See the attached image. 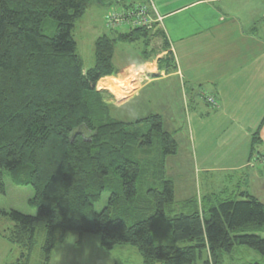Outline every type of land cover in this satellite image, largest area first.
Returning <instances> with one entry per match:
<instances>
[{
    "label": "trees",
    "instance_id": "16d2710c",
    "mask_svg": "<svg viewBox=\"0 0 264 264\" xmlns=\"http://www.w3.org/2000/svg\"><path fill=\"white\" fill-rule=\"evenodd\" d=\"M90 5L0 0V194L5 171L14 185L32 189L28 205L37 210L35 216L0 210L14 224L11 243L22 249L15 264H29L38 230L44 233L41 264H49L67 233L97 236L105 252L135 248L141 264H224L238 246L264 256L261 202L247 192L208 195L199 209L191 200L186 212L176 211L165 161L177 144L161 117L110 118L96 86L115 75L114 43L147 42L150 31L99 37L94 65L84 72L72 33ZM46 19L55 22L52 35L43 31ZM155 139L159 153L152 150ZM141 184L148 188L139 195ZM103 193L107 204L96 212Z\"/></svg>",
    "mask_w": 264,
    "mask_h": 264
},
{
    "label": "crops",
    "instance_id": "0c3cea01",
    "mask_svg": "<svg viewBox=\"0 0 264 264\" xmlns=\"http://www.w3.org/2000/svg\"><path fill=\"white\" fill-rule=\"evenodd\" d=\"M105 1L110 11L125 0ZM147 1L162 18L147 38L149 53L136 64L114 67L115 75L101 80L117 81L118 86L100 87V80L97 91L108 108L123 109L140 99L147 85L164 83L165 98L162 87L147 93L144 104L150 113H124L136 120L160 116L163 130L177 144L171 157H177L183 142L196 183L186 199L176 200L180 181L178 175L176 187L172 172L180 169L169 170L165 161L176 211L186 212L183 205L191 200L199 209L208 195L226 198L243 192L264 205V0H128L123 8ZM166 58L169 64L163 62ZM134 249L121 246L110 252L121 256L122 264H131L138 253Z\"/></svg>",
    "mask_w": 264,
    "mask_h": 264
},
{
    "label": "rangeland",
    "instance_id": "374dc122",
    "mask_svg": "<svg viewBox=\"0 0 264 264\" xmlns=\"http://www.w3.org/2000/svg\"><path fill=\"white\" fill-rule=\"evenodd\" d=\"M128 0H125L124 3L116 8L117 10L123 9V5L127 4ZM132 5H135L132 4ZM106 6L105 0H91V5L88 10L85 12L84 16L75 23L73 29V38L76 42L77 53L81 57L83 62L84 72L92 68L94 65V43L96 39L101 36H108L110 38H115L117 34H126L128 29L123 28L117 32L109 31L104 24L103 17L109 9ZM55 30V22L46 19L43 24V31L47 35H52ZM149 53L145 39L140 38L133 42H122L115 41L114 43V56H113V66L115 69L120 70L121 68L129 65L136 64L138 61L144 58L145 55ZM117 82V81H113ZM118 82L114 85L118 86ZM164 83H156L153 85H147L146 88L141 92L140 99L132 101L128 106L123 109L111 106L109 108L110 118L123 122V123H134L136 122V116L134 117L131 114H126V110L134 111L140 117L142 115H147L150 113V107L144 102H146L147 93H151V90H158L159 87H162L164 98L166 97V87L163 86ZM113 87V86H112ZM116 88V87H115ZM119 88V87H118ZM117 89V88H116ZM112 90V89H110ZM166 127V126H164ZM182 145L180 147L181 152L178 153L177 157H167L166 161L169 163V170L172 167L179 166V173H173L174 180L176 182V187H178L180 181V187H183L181 192L177 191L176 200L186 199V196L189 193L194 192V183H196L195 178L192 177L189 166L188 159L186 157L185 147L183 142H180ZM158 149V150H157ZM152 150H157L159 153V145L154 140V147ZM158 153L154 154L158 158ZM181 164V168H180ZM179 175V179L177 180ZM2 180L5 186V194H0V210L9 212L11 210L18 211L24 215L35 216L37 210L28 205V201L33 196L32 189L27 187H19L12 183L11 175L8 172L3 171ZM228 191L232 189L228 186ZM187 187V188H186ZM148 188L146 184H141V187L138 188L139 195ZM108 193H103L100 201L94 205L96 212H100L107 204ZM13 223L10 222L7 218L0 217V264H15L22 252V249L11 243L10 236L13 231ZM68 234H72L75 237L73 243H68L65 237ZM264 238V233L260 234ZM79 235L77 233H67L63 240L60 242L59 239L55 244V247L52 251V258L50 259L49 264H122L121 256H117L114 253H107L103 251L99 244V238L94 235H84L83 244L80 245ZM44 233L41 230L36 232V246L34 251L31 254L29 264H41V245L43 244ZM131 248V247H129ZM133 249V248H132ZM135 250V249H134ZM137 252V251H136ZM137 256L132 260L131 264H140V256L136 253ZM249 263H259L264 264V256L259 253L248 249L244 246L235 247L231 256L224 261V264H249ZM198 264H203L201 261H198ZM209 264H213L211 261Z\"/></svg>",
    "mask_w": 264,
    "mask_h": 264
},
{
    "label": "built area",
    "instance_id": "2783aa9c",
    "mask_svg": "<svg viewBox=\"0 0 264 264\" xmlns=\"http://www.w3.org/2000/svg\"><path fill=\"white\" fill-rule=\"evenodd\" d=\"M161 22L162 18L156 14L150 1L131 5L120 10L114 8L104 17L105 27L113 32L123 28L128 29V31H151L157 28ZM206 102L210 106L216 107V102L212 98H206ZM260 160L264 162V154L260 157Z\"/></svg>",
    "mask_w": 264,
    "mask_h": 264
},
{
    "label": "bare ground",
    "instance_id": "6f19581e",
    "mask_svg": "<svg viewBox=\"0 0 264 264\" xmlns=\"http://www.w3.org/2000/svg\"><path fill=\"white\" fill-rule=\"evenodd\" d=\"M114 83L116 82H113V80H110V79H103L99 82V86L100 87H105V88H110V87H114Z\"/></svg>",
    "mask_w": 264,
    "mask_h": 264
},
{
    "label": "clouds",
    "instance_id": "9594fccd",
    "mask_svg": "<svg viewBox=\"0 0 264 264\" xmlns=\"http://www.w3.org/2000/svg\"><path fill=\"white\" fill-rule=\"evenodd\" d=\"M65 239L68 243H73L75 241V237L72 234H68Z\"/></svg>",
    "mask_w": 264,
    "mask_h": 264
}]
</instances>
